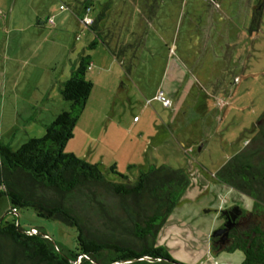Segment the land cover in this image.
I'll list each match as a JSON object with an SVG mask.
<instances>
[{
  "label": "rangeland",
  "instance_id": "obj_1",
  "mask_svg": "<svg viewBox=\"0 0 264 264\" xmlns=\"http://www.w3.org/2000/svg\"><path fill=\"white\" fill-rule=\"evenodd\" d=\"M11 2L12 18L5 13L0 17L4 111L0 126L6 146L13 145L23 129H9L16 73L21 100L24 90H32L25 73L34 63H42V57L60 60L62 50L47 54L52 43H74L77 52L83 48L85 55L104 67H108L104 53L109 54L94 32L77 23L74 14L83 0H3L4 11ZM258 3L259 23L250 30L251 6ZM60 5L65 7L64 13L59 11ZM91 7V18L100 11L103 14L96 24L98 36L113 48H122L117 58L110 57L115 69L110 68L108 80L101 83L113 106L114 121L129 123L135 117L138 123L133 134L146 131L158 143L148 154L151 163L184 169L188 176V186L158 231L155 245L164 247L170 259L181 264H240L241 251L214 252L210 237L222 227L223 211L237 208L249 213L254 210V200L214 175L256 135L264 112V0H92ZM57 13L65 16L61 27L51 31L38 26L39 21ZM245 26L248 29L243 30ZM96 39L97 46L89 48ZM15 55L22 60L18 72L11 60ZM26 63L32 66L24 69ZM34 73L43 85L41 69ZM92 109L89 105L86 112ZM225 110H229L227 114ZM169 123L173 124L172 138L165 131ZM140 157L146 161L144 155ZM137 173L127 175L133 181ZM7 204L5 199L0 201V214ZM12 219L23 230L43 232L63 252L76 248L74 227L42 219L32 209L5 216L6 221Z\"/></svg>",
  "mask_w": 264,
  "mask_h": 264
},
{
  "label": "trees",
  "instance_id": "obj_2",
  "mask_svg": "<svg viewBox=\"0 0 264 264\" xmlns=\"http://www.w3.org/2000/svg\"><path fill=\"white\" fill-rule=\"evenodd\" d=\"M91 4L92 0H83L74 15L81 24L89 18L92 23L84 27L117 58L122 48H113L98 36L96 24L103 14L91 18ZM260 7L258 3L252 14L250 30L258 26ZM49 19L47 24L53 26ZM97 42L92 40L89 48ZM89 70L90 56L81 55L69 78L59 84L66 110L44 126L42 137L28 138L16 150L0 143V201L5 199L9 206L4 217L0 215V264H181L155 241L188 186L184 169L129 166L138 172L131 181L114 166L104 169L64 151L93 87L87 79ZM214 177L253 199L255 206L249 213L239 210L225 244L210 237L211 249L239 250L240 264H264V112L256 135ZM22 209L74 227L75 250L63 252L43 232L31 228L35 232L30 233L17 219L5 220ZM227 211L222 212L224 221Z\"/></svg>",
  "mask_w": 264,
  "mask_h": 264
},
{
  "label": "crops",
  "instance_id": "obj_3",
  "mask_svg": "<svg viewBox=\"0 0 264 264\" xmlns=\"http://www.w3.org/2000/svg\"><path fill=\"white\" fill-rule=\"evenodd\" d=\"M2 2L3 0H0V17L5 13V17L10 16L12 18L13 3L11 2L8 9L4 11ZM60 6L59 11L64 13L65 9L60 10ZM251 8L253 14L256 5L251 6ZM252 14L249 16L250 19ZM48 18H52L53 26L47 24L46 20ZM63 19H65V16H62L61 13H57L51 15V17H47L44 22L39 21L38 26H42L41 29L48 28L51 31L54 28L53 30L55 31L59 26L61 27L60 24L63 22ZM77 23L81 22L78 21ZM77 27H79V25H77ZM1 28L0 24V29ZM246 29L248 28L245 26L243 30ZM70 46L67 43H52V46L48 48L50 51L47 54L49 55L50 53L62 50L60 53L62 55L60 60L52 57L51 60L47 61V59L45 60V58L42 57V59H40L43 60V62L41 61L42 63L38 65L34 63L33 69H29V71L27 70L28 72L25 74L29 78L28 83L31 85L32 90H24L21 100L18 94L19 74L16 73L15 81L17 84L12 87L11 91V93H14V101L12 100L9 102V104L12 105L11 113L13 119L10 123L11 125L9 129L12 130L15 127L23 129L16 142L13 145H7L12 150H16L28 138L42 137L44 134V126L51 123L60 112L66 110L67 105L59 95V84L69 78L72 67L77 64L81 55H85V50L83 48L77 52V47L74 43ZM107 51L109 56L107 54L106 56L104 53L103 59L107 61L108 67H104L101 62L90 58L89 80L92 82L93 87L87 100L86 107L74 127L73 136L66 143L64 151L66 153H71L90 164H97L104 169L114 166L116 170L126 172L125 174L135 172L134 169L129 170V166L139 167L141 169H145L150 165L156 166L154 163H151V159L153 158L148 155L150 154L151 149H155V146L158 144L154 140V135H150L149 133H146V131H138L137 134H133V130L138 123V120L136 121L135 117H133V121L129 123H126L122 119L114 121L116 119H114L115 112L113 111V106L112 104H108L105 95L106 93L103 90L105 86L101 84L108 80V72L110 68L115 69V64L112 63V59L110 58L112 57V54L108 49ZM32 55L33 52L30 53L29 61H31ZM11 60L16 72L20 71L22 60L19 56H12ZM27 66L31 67L32 65L26 63L24 69ZM36 68L41 69L44 74L43 85H41L40 81L38 79L36 80L34 76ZM0 72L2 71L0 70ZM118 74L119 79H121L120 72ZM122 87L123 84H120L121 89ZM98 90L101 91L98 93ZM27 91L28 93H26ZM1 97L2 92L0 87V113H3ZM89 105H91V108L93 109L91 112H86L88 111L87 108ZM228 111L229 110H225L224 113L227 114ZM86 113L91 114L87 116ZM165 127V131L168 133L169 137L175 136L172 123L166 124ZM2 129V126H0V143L4 145L1 137ZM144 134H146L147 137L150 136L148 141ZM136 136H138V139ZM141 154L144 155L145 162L141 161ZM4 208H6L7 211L9 208L8 204L4 206ZM3 212L2 215L0 214L2 218L4 217Z\"/></svg>",
  "mask_w": 264,
  "mask_h": 264
},
{
  "label": "water",
  "instance_id": "obj_4",
  "mask_svg": "<svg viewBox=\"0 0 264 264\" xmlns=\"http://www.w3.org/2000/svg\"><path fill=\"white\" fill-rule=\"evenodd\" d=\"M240 214L239 209L233 208L225 213V221L219 229L212 232L211 237H217V242L221 245L225 244L228 231L232 228L235 219Z\"/></svg>",
  "mask_w": 264,
  "mask_h": 264
},
{
  "label": "built area",
  "instance_id": "obj_5",
  "mask_svg": "<svg viewBox=\"0 0 264 264\" xmlns=\"http://www.w3.org/2000/svg\"><path fill=\"white\" fill-rule=\"evenodd\" d=\"M60 10H64V7L63 6H60ZM49 23L50 24H52L53 23V21H52V18H50L49 19ZM92 23V21L89 19V18H84L83 19V24L84 25H90ZM168 104V102L166 101V102H164V105H167ZM247 143V142H246ZM13 211V213H15V210H12ZM31 232H35L34 230H32ZM30 232V233H31Z\"/></svg>",
  "mask_w": 264,
  "mask_h": 264
}]
</instances>
